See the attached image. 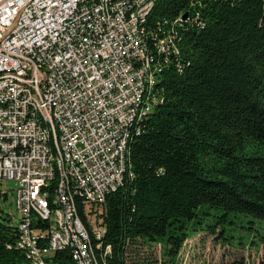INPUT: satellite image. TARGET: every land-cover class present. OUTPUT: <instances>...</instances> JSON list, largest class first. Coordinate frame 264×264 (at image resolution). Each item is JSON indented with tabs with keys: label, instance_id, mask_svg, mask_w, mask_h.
<instances>
[{
	"label": "built area",
	"instance_id": "obj_1",
	"mask_svg": "<svg viewBox=\"0 0 264 264\" xmlns=\"http://www.w3.org/2000/svg\"><path fill=\"white\" fill-rule=\"evenodd\" d=\"M156 1L0 0V179L16 183L14 246L31 264L63 250L107 264L91 208L134 176L130 144L162 72L182 70L181 29L205 25L197 9L150 22Z\"/></svg>",
	"mask_w": 264,
	"mask_h": 264
},
{
	"label": "trees",
	"instance_id": "obj_2",
	"mask_svg": "<svg viewBox=\"0 0 264 264\" xmlns=\"http://www.w3.org/2000/svg\"><path fill=\"white\" fill-rule=\"evenodd\" d=\"M192 9L205 25L181 29L182 70L162 72V101L130 144L134 176L97 206L107 264H178L201 204L264 220V0H157L149 21ZM16 238L0 216V264H31ZM154 244L160 259L140 258ZM51 264L74 263L63 250Z\"/></svg>",
	"mask_w": 264,
	"mask_h": 264
},
{
	"label": "rangeland",
	"instance_id": "obj_3",
	"mask_svg": "<svg viewBox=\"0 0 264 264\" xmlns=\"http://www.w3.org/2000/svg\"><path fill=\"white\" fill-rule=\"evenodd\" d=\"M15 191L14 180L0 179V216L8 217L13 225L19 221ZM2 193H7V198H3ZM96 209L90 213L94 227L101 223ZM185 231L189 236L180 249L178 264H235L238 261L258 264L259 260H264V243L259 240V236L264 235L263 219L235 211L224 215L220 206L201 204L193 219L186 223ZM159 254L160 245L154 244L149 248L144 246L139 256L145 259Z\"/></svg>",
	"mask_w": 264,
	"mask_h": 264
},
{
	"label": "water",
	"instance_id": "obj_4",
	"mask_svg": "<svg viewBox=\"0 0 264 264\" xmlns=\"http://www.w3.org/2000/svg\"><path fill=\"white\" fill-rule=\"evenodd\" d=\"M187 14H188V12L186 11V12H184V14H183V18H185L186 16H187ZM3 195V198H7V195H6V193H2Z\"/></svg>",
	"mask_w": 264,
	"mask_h": 264
}]
</instances>
